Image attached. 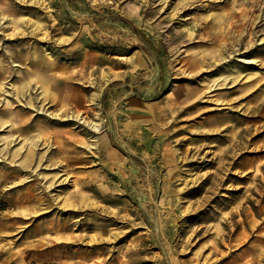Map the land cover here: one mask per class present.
<instances>
[{"label":"rangeland","instance_id":"1","mask_svg":"<svg viewBox=\"0 0 264 264\" xmlns=\"http://www.w3.org/2000/svg\"><path fill=\"white\" fill-rule=\"evenodd\" d=\"M0 21V264H264V0Z\"/></svg>","mask_w":264,"mask_h":264},{"label":"bare ground","instance_id":"2","mask_svg":"<svg viewBox=\"0 0 264 264\" xmlns=\"http://www.w3.org/2000/svg\"><path fill=\"white\" fill-rule=\"evenodd\" d=\"M12 6L14 7V3H11L8 8H12ZM3 11H4V9H3ZM14 21H16V22H12L13 28H18L17 24L20 23V21L19 20H14ZM0 24H2L1 21H0ZM21 33L23 35H25V32L24 31H22ZM16 34H17L16 31H12L8 35L9 36H15ZM26 55H27V58L26 59L30 60V62H33L34 63L33 65L36 64V66L37 65H45V66L49 65L50 66L53 63V61H51V58L50 57H48V56L47 57H40V56H38L39 54L36 53V52L26 53L25 56ZM41 61H44L45 64L42 63ZM1 66H3V64L0 63V68H1Z\"/></svg>","mask_w":264,"mask_h":264}]
</instances>
